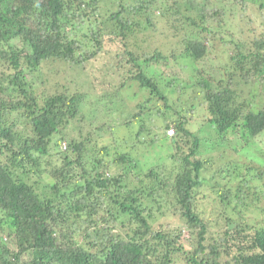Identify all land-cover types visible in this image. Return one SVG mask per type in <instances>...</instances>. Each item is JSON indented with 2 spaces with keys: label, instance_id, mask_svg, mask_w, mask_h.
Returning a JSON list of instances; mask_svg holds the SVG:
<instances>
[{
  "label": "trees",
  "instance_id": "1",
  "mask_svg": "<svg viewBox=\"0 0 264 264\" xmlns=\"http://www.w3.org/2000/svg\"><path fill=\"white\" fill-rule=\"evenodd\" d=\"M158 2L165 4L158 16H166L175 36L182 34V15L191 20L190 31L170 54L137 57L127 40L154 29ZM106 3L102 9L104 0H0V264H173L179 255L188 264H264V226L248 233L224 217V230L210 234L193 191L205 167L201 133L248 142L264 134V37L249 48L242 34L232 35L250 5L264 28V0H184L183 8L168 0ZM103 51L110 60L95 71L89 62ZM217 55L227 62L221 65ZM69 63L81 74L87 64L92 68L84 85L101 90L93 112L115 99L123 104L121 92L111 90L117 81L122 90L141 88L147 107L134 95L117 126L143 149L161 143L174 150L169 160L177 158L179 171L166 173L158 161L140 167L132 149H119L113 133V150L97 149L90 137L57 139L80 115L85 94L56 88L47 95L39 86ZM197 115L202 127L194 132ZM46 161L59 168L48 169ZM44 173L53 181H44ZM241 178L239 186L251 190ZM257 188L252 194L260 200ZM229 197L223 194L222 204ZM170 208L195 232L186 238L195 241L191 255L181 242L177 246L181 231L153 230ZM224 254L232 260L222 262Z\"/></svg>",
  "mask_w": 264,
  "mask_h": 264
},
{
  "label": "rangeland",
  "instance_id": "2",
  "mask_svg": "<svg viewBox=\"0 0 264 264\" xmlns=\"http://www.w3.org/2000/svg\"><path fill=\"white\" fill-rule=\"evenodd\" d=\"M168 1H171V3L174 2L175 5L178 4L183 8L184 0ZM106 2L107 0H104V4L106 5L102 4V9L105 7L108 8L107 6L110 5ZM217 4L218 2L216 5ZM154 6L157 7L154 10L155 15L157 16V20H153V23L155 24L154 29H148L143 33H138L129 37L127 40L129 50L133 51L134 55L137 57H141L144 52L152 53L154 51L170 54V51L179 45L178 41L183 37L182 35L187 37L185 30L190 31L188 24L191 20L185 19L182 15L180 17V24L183 27L180 26L179 31L180 34H182L175 36L174 28L169 26L166 16L159 17L163 14L161 11L164 10L165 4L160 6L158 2ZM184 14H187V12ZM193 17L195 18V15H193ZM260 21H262L260 19V12L255 6L250 5V8L246 11L243 18L238 17L239 24H237L236 27L233 26L232 31L234 34L231 33L233 37L242 34L244 38L243 42L246 46L251 48L254 39L256 40L264 37V28L259 26ZM231 22L233 23L232 25H236L237 23L234 19ZM239 31L242 32L240 33ZM209 49L211 50V48ZM218 58L221 65L227 62L226 57L218 56ZM109 60L110 57L103 51L96 59L89 63L95 64L93 65V69L97 71L102 69ZM170 63H172L176 69V62L171 61ZM90 64H87L86 71L83 74H81L75 66H72L71 63L64 64L60 68H56L57 73L55 75L45 78L44 82L39 86V89L45 91L47 95L48 93L55 94L57 92L56 88L61 90L66 89L70 95L72 92L85 94L84 101H82V103L80 102V109L82 108L80 115L76 118L70 119L68 127L64 129L61 134H58L56 138L61 139L62 136L66 135V139H75L77 142H84L85 138L90 137L93 140V143L97 141V149L109 147L113 150L117 149L114 148L115 146H118L113 143V133L117 144H119V149L121 151L127 150L128 148L132 149L133 153L138 157L137 160L140 167H150L158 161L164 163L162 164V169L166 173L175 174L179 171L180 164L178 163L177 158L175 159L174 164L171 163L174 160H169V156L174 150H171V148L168 150L166 148L167 145L163 146L161 143H157L158 145L156 144V146L155 144L154 146H149L148 149H143L137 138L129 136V131L127 129L117 126L122 125V122H120L122 121L120 116L126 117L131 110L132 105L130 101L135 98L134 95H139V103L143 104L144 108L147 107L148 103L146 94L142 93L141 88H138L135 85L131 88H125V90H122V87L118 88L116 86L118 84L117 81L111 90L116 91L118 89L121 92L118 94V97L123 95V104L120 105L118 102L119 107H117L118 104H116L117 100L115 99L113 102H106L105 108L93 112L95 107L92 103L98 98L99 95L97 93L101 90H91L89 86L87 87L84 85L89 76L86 75L88 69L92 70ZM57 65L58 64L55 66ZM40 80L41 78H38L39 83ZM28 81L31 80L28 79ZM33 84L34 87L39 85L38 83ZM65 85H68L69 87ZM192 97L195 98L193 103H199L200 97L197 94H193ZM152 102H155V98H153ZM154 119L153 121H156L159 126L165 125L163 118H157V116L154 115ZM201 119L202 116L199 117L197 115V118L194 120L195 126L193 125L191 127L194 132L197 131V127H202ZM132 120L133 119H131V121ZM101 124H106L107 126L100 129L99 132L95 131L96 126ZM113 126H117L118 129H109L108 132H102L104 129ZM149 127L150 126H147L145 129L147 130ZM200 135H202L203 139L200 158L204 157L206 159L204 160L205 167L202 169L201 175L199 176L201 183L193 190L195 193L194 205L196 212L208 227V232L210 234H215L223 231V227L226 226L224 217H230L233 219L238 227L248 228V233H252L256 229L263 227L264 196L260 198V200H256L255 196L252 194V190L253 187H258L257 190H259V193L262 192V195H264V134L251 142L245 141L242 138L232 139L229 136H227V139L223 138L218 140L214 133H209L208 135L201 133ZM109 136L111 139H108ZM141 140L144 141L146 139L145 137H141ZM147 142L149 144V140H147ZM59 150L64 149L61 147ZM55 153L56 152L53 150L52 155H55ZM68 156H70V154ZM160 156L165 160L161 159V161H159ZM166 157L168 159H166ZM45 166L48 169L59 168V165L54 161L53 164L47 162ZM241 176L249 181L247 184L251 187V190H247L244 185L241 187L239 186L242 180ZM42 178L47 182L53 181L48 177L47 173H44ZM223 194L230 195L226 204H222L221 202ZM244 196H246V199H244ZM173 210L174 209L172 208L168 209L166 217L160 220V224H158L159 227L155 226L153 230L164 234L181 231L182 237L177 243V246H179V243L181 242L183 250L189 252L188 254L191 255L194 250L191 245H193L195 241L186 238L191 237L195 232L191 228L186 227V223L183 219L178 216H173L172 213H170ZM224 255L225 257L222 262L232 260L226 256L227 254ZM173 264L188 263L184 256L179 255Z\"/></svg>",
  "mask_w": 264,
  "mask_h": 264
},
{
  "label": "built area",
  "instance_id": "3",
  "mask_svg": "<svg viewBox=\"0 0 264 264\" xmlns=\"http://www.w3.org/2000/svg\"><path fill=\"white\" fill-rule=\"evenodd\" d=\"M172 134H173V130L167 131V135H172Z\"/></svg>",
  "mask_w": 264,
  "mask_h": 264
},
{
  "label": "clouds",
  "instance_id": "4",
  "mask_svg": "<svg viewBox=\"0 0 264 264\" xmlns=\"http://www.w3.org/2000/svg\"><path fill=\"white\" fill-rule=\"evenodd\" d=\"M169 131V130H168Z\"/></svg>",
  "mask_w": 264,
  "mask_h": 264
}]
</instances>
